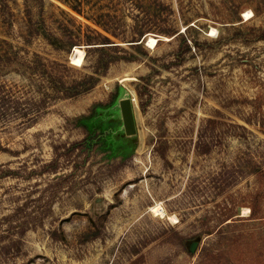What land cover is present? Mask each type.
I'll use <instances>...</instances> for the list:
<instances>
[{
    "label": "rangeland",
    "instance_id": "374dc122",
    "mask_svg": "<svg viewBox=\"0 0 264 264\" xmlns=\"http://www.w3.org/2000/svg\"><path fill=\"white\" fill-rule=\"evenodd\" d=\"M94 32L111 43L88 48ZM36 61L91 90L47 98ZM0 82L45 102L0 127V233L19 205L39 215L0 264H264V0H0ZM85 130L102 139L89 156L38 170ZM237 160L245 175L218 190Z\"/></svg>",
    "mask_w": 264,
    "mask_h": 264
},
{
    "label": "trees",
    "instance_id": "16d2710c",
    "mask_svg": "<svg viewBox=\"0 0 264 264\" xmlns=\"http://www.w3.org/2000/svg\"><path fill=\"white\" fill-rule=\"evenodd\" d=\"M59 29L63 35H71V31L67 27L59 25ZM38 30H42L44 32L47 40L53 46H58V44L63 42L62 38L56 37V35L50 33V31H48L49 29L43 26V24L41 27L36 29V31ZM83 42L84 44L90 46L88 48H93L92 46L97 44L111 43L109 42L108 37L99 33H95L93 36L87 35ZM136 42H138V40ZM34 64L37 68H43L41 73L45 75V78L49 77L44 83V85L50 86V89L49 87L44 89L47 98H49L52 92V97L56 95V93H61L64 97H74L91 90L90 83H83L84 85L74 84V86H69L68 82L65 81L66 75L64 74L68 68L63 63L57 61H47V64H45L36 61ZM89 79L92 78L90 77ZM15 89V86H9L5 82H0V127L10 125V122L13 120L27 122L26 124L28 125L35 121L40 115V111L43 110L42 108L45 104L44 100H37L35 98L31 99L30 97L24 98L22 95H18ZM138 97L141 98V94H138ZM84 117L85 115H81L75 118V121H79ZM201 132H199V139L195 146L197 154H205L209 152V149H207L208 143H205L202 139ZM101 143L102 139L97 133H91L85 130L81 139L61 145L62 151L58 152L59 147L55 146L54 157L50 161L43 163L38 170H44L47 173H55L57 172V169L61 167V160L69 159L74 153L77 155L83 154L84 157L89 156L93 149L98 148ZM242 162L243 160H237L235 164L233 163L229 167H222L220 169L219 173H217L219 186L218 190H224L230 186H234L237 181L245 175L246 172L238 167V165ZM2 168L3 167H0V171ZM40 209V214L45 213V209ZM22 210V205H19L14 209L12 214L6 215L1 219L2 222L9 223L4 229V232L0 233V255L3 257L9 255L11 258L20 257L22 253L21 237L28 229H33V225L37 221L39 216L38 213L29 215V217H25L24 219L22 216L20 219L17 218V215L20 214ZM11 220L13 221L10 222Z\"/></svg>",
    "mask_w": 264,
    "mask_h": 264
},
{
    "label": "water",
    "instance_id": "95a60500",
    "mask_svg": "<svg viewBox=\"0 0 264 264\" xmlns=\"http://www.w3.org/2000/svg\"><path fill=\"white\" fill-rule=\"evenodd\" d=\"M120 111L123 121V127L126 135H134L136 132L133 118V103L131 99L120 101Z\"/></svg>",
    "mask_w": 264,
    "mask_h": 264
},
{
    "label": "bare ground",
    "instance_id": "6f19581e",
    "mask_svg": "<svg viewBox=\"0 0 264 264\" xmlns=\"http://www.w3.org/2000/svg\"><path fill=\"white\" fill-rule=\"evenodd\" d=\"M245 15H247V14H245ZM213 31H214V29H212V32H213ZM156 41H157V40H156L155 38L149 37V39L147 40L146 45H147V46L154 45V44L156 43ZM161 210H162L161 207H156V208L153 209L154 212H159V211H161Z\"/></svg>",
    "mask_w": 264,
    "mask_h": 264
}]
</instances>
